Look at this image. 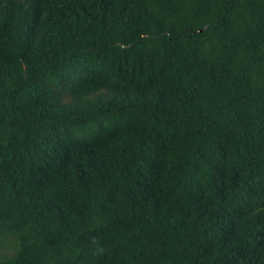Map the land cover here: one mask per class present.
Here are the masks:
<instances>
[{
	"label": "trees",
	"instance_id": "trees-1",
	"mask_svg": "<svg viewBox=\"0 0 264 264\" xmlns=\"http://www.w3.org/2000/svg\"><path fill=\"white\" fill-rule=\"evenodd\" d=\"M0 264H264V0H0Z\"/></svg>",
	"mask_w": 264,
	"mask_h": 264
}]
</instances>
